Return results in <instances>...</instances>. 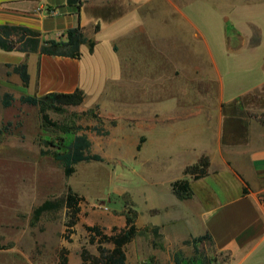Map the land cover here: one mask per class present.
<instances>
[{"label":"rangeland","instance_id":"1","mask_svg":"<svg viewBox=\"0 0 264 264\" xmlns=\"http://www.w3.org/2000/svg\"><path fill=\"white\" fill-rule=\"evenodd\" d=\"M130 19L153 33L149 35L154 42L149 53L152 66L161 61L160 51L166 49L168 75L174 65L188 69L195 64L185 50L179 52L181 44L205 55V45L237 47L244 43L243 33L252 30L250 45L261 43L258 52L247 59L229 60L228 66L234 68L239 59L242 72L227 77L264 80V0H145ZM92 37L96 58L89 57L87 47L80 52L85 62L80 80L83 103L62 111L46 110L44 124L38 107L19 101L22 95L33 96V86L26 93V87L0 67V264H59L61 255L67 256L69 264H81L82 256L97 258L98 244L87 228L111 236L114 229L124 227L125 214L132 212L137 232L125 246V264H224V257L213 254L206 239L184 244L193 239L186 235L196 233L189 222L195 219L196 206L177 200L169 181L179 179L183 164L194 157L185 151V143L170 140L175 141L169 149L170 161L159 156L158 145L150 152L148 164L142 161L141 114L149 107L143 98L159 95L164 89L161 80H127L121 63L113 62L108 32ZM5 94L12 97L9 107L1 104ZM74 135H86L91 153L102 161L79 163L66 177L52 153L59 151L62 141L68 145ZM174 137L168 135V139ZM69 190L79 199L80 209L71 228L72 219L61 203ZM47 200L61 206L35 220V209ZM172 230L182 236L176 237Z\"/></svg>","mask_w":264,"mask_h":264},{"label":"crops","instance_id":"2","mask_svg":"<svg viewBox=\"0 0 264 264\" xmlns=\"http://www.w3.org/2000/svg\"><path fill=\"white\" fill-rule=\"evenodd\" d=\"M144 1L80 0L77 7L69 6L67 0H0V26L24 27L39 33L43 40H57L76 26L91 41L92 36L108 32L109 51L113 62L121 63V74L133 82L161 80L164 88L154 98H143L149 105L141 114L144 165L152 159L150 152L157 145L159 156L172 160L169 149L175 141L170 140L176 138L194 157L183 164L182 176L175 181L184 177V166L196 164L202 157L209 159L205 177L188 179L192 196L186 201L196 206L195 219L189 222L196 233H189L187 238L206 236L211 252L224 257V264H264V80L227 77L232 72L240 76L241 69L239 59L234 68L228 66L229 60L252 57L261 43L250 45L251 30L246 35L242 32V45H205V55L181 44L179 52L185 50L195 64L188 69L174 65L168 75L166 49L160 51L161 61L152 66L149 53L154 42L149 35L153 33L146 25L137 26L130 19ZM260 32L262 36L261 29ZM199 36L196 34L197 39ZM94 44L92 52L87 44L80 47V52L87 47L89 57L95 59ZM81 58L82 54L80 59H70L0 50V67L20 81L12 69L25 64L29 75L26 93L32 85L33 96L42 97L80 89L85 64ZM173 85L178 87L171 92ZM169 134H174V139H168ZM157 154L154 152V157ZM175 181H169L170 191ZM172 233L182 236L180 231Z\"/></svg>","mask_w":264,"mask_h":264},{"label":"trees","instance_id":"3","mask_svg":"<svg viewBox=\"0 0 264 264\" xmlns=\"http://www.w3.org/2000/svg\"><path fill=\"white\" fill-rule=\"evenodd\" d=\"M67 4L78 7L80 0H67ZM48 12L50 13V10ZM86 44L89 47V51L92 52L95 44L85 37L80 26L68 29L57 40H43L39 33L24 27L0 26V50L7 52L38 53L39 55L80 59V47ZM12 73L19 77L23 87H27L29 75L25 64L13 67ZM84 98L83 91L75 89L71 93L52 92L42 97L22 95L19 101L21 104L38 107L42 116V123L44 124L47 120V116L44 114L46 110L62 111L64 107H76L83 103ZM11 103L12 97L9 94H5L1 99L2 106L9 107ZM45 143L48 145L52 144V142ZM137 149H139V146ZM58 150L52 153V157L61 165L66 177L73 174L74 167L79 163L102 161L99 155L91 153V142L86 135H74L73 140L68 145H64L62 141ZM208 168L209 159L202 157L196 164L186 168L184 175L189 176L192 180H197L207 175ZM171 189L178 200H187L192 196L188 179L175 181L171 184ZM61 203L68 209L70 219H72L68 227L71 228L76 224L77 215L80 213L79 199L69 190ZM60 206V203H53L47 200L35 209L34 219L37 220L42 214ZM135 218V212H132L131 216L125 214L124 227L120 230L114 229V233L111 236L103 235L98 228H87L93 234V240L98 244V257L87 258V256H82L81 264H125V246L134 239L137 232L134 223ZM205 239L206 236H201L193 238L191 241H185L184 244L187 245L192 242L196 244ZM104 243L111 244L112 248H104ZM60 258L59 264H69L66 255H61ZM176 264H179V262L176 261Z\"/></svg>","mask_w":264,"mask_h":264},{"label":"water","instance_id":"4","mask_svg":"<svg viewBox=\"0 0 264 264\" xmlns=\"http://www.w3.org/2000/svg\"><path fill=\"white\" fill-rule=\"evenodd\" d=\"M117 172H118V170H117Z\"/></svg>","mask_w":264,"mask_h":264},{"label":"built area","instance_id":"5","mask_svg":"<svg viewBox=\"0 0 264 264\" xmlns=\"http://www.w3.org/2000/svg\"><path fill=\"white\" fill-rule=\"evenodd\" d=\"M52 13V12H51Z\"/></svg>","mask_w":264,"mask_h":264}]
</instances>
